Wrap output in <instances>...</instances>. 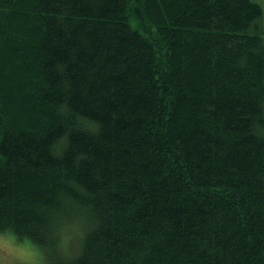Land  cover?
Returning a JSON list of instances; mask_svg holds the SVG:
<instances>
[{"label":"trees","instance_id":"trees-1","mask_svg":"<svg viewBox=\"0 0 264 264\" xmlns=\"http://www.w3.org/2000/svg\"><path fill=\"white\" fill-rule=\"evenodd\" d=\"M263 16L0 0V233L54 264H264Z\"/></svg>","mask_w":264,"mask_h":264},{"label":"rangeland","instance_id":"rangeland-1","mask_svg":"<svg viewBox=\"0 0 264 264\" xmlns=\"http://www.w3.org/2000/svg\"><path fill=\"white\" fill-rule=\"evenodd\" d=\"M260 3L264 15V0H256ZM139 4L141 0H138ZM140 7V5H139ZM137 9H132L131 22L143 29L147 27L148 23L143 9L142 11ZM264 24V16H263ZM5 66L3 65V68ZM80 231V230H79ZM79 231L73 227H70L68 231V236H65L66 241L69 243L70 250L76 252L78 249V233ZM49 257V256H48ZM0 264H54L52 260H46V257L42 251L30 244L28 241H18L10 233H0Z\"/></svg>","mask_w":264,"mask_h":264}]
</instances>
